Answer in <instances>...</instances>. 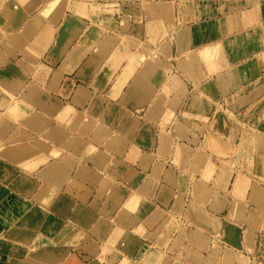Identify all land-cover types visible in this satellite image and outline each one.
<instances>
[{"label":"crops","instance_id":"obj_1","mask_svg":"<svg viewBox=\"0 0 264 264\" xmlns=\"http://www.w3.org/2000/svg\"><path fill=\"white\" fill-rule=\"evenodd\" d=\"M0 264H264V0H0Z\"/></svg>","mask_w":264,"mask_h":264},{"label":"rangeland","instance_id":"obj_2","mask_svg":"<svg viewBox=\"0 0 264 264\" xmlns=\"http://www.w3.org/2000/svg\"><path fill=\"white\" fill-rule=\"evenodd\" d=\"M229 105L227 103H217V106L220 109H226V108H228ZM240 109H242V105L240 106ZM249 110L251 111V119L249 121L250 123L248 122L247 127L250 125L248 128L251 131V133H253V131L256 129V127L259 124V118H258V110H259V108H258V104H252V107ZM250 136H253L254 137V134H250ZM207 137H208V135H206V134H204L202 136H199V138H200L201 141H204L205 138H207ZM208 142H209V139H208ZM198 144L200 145V143H198Z\"/></svg>","mask_w":264,"mask_h":264}]
</instances>
